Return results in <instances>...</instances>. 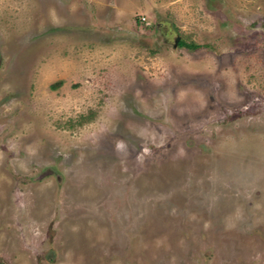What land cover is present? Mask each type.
I'll list each match as a JSON object with an SVG mask.
<instances>
[{"label":"rangeland","instance_id":"obj_1","mask_svg":"<svg viewBox=\"0 0 264 264\" xmlns=\"http://www.w3.org/2000/svg\"><path fill=\"white\" fill-rule=\"evenodd\" d=\"M0 264H264V0H0Z\"/></svg>","mask_w":264,"mask_h":264},{"label":"trees","instance_id":"obj_2","mask_svg":"<svg viewBox=\"0 0 264 264\" xmlns=\"http://www.w3.org/2000/svg\"><path fill=\"white\" fill-rule=\"evenodd\" d=\"M179 45H186V43L184 41H180ZM200 46V45H199Z\"/></svg>","mask_w":264,"mask_h":264},{"label":"built area","instance_id":"obj_3","mask_svg":"<svg viewBox=\"0 0 264 264\" xmlns=\"http://www.w3.org/2000/svg\"><path fill=\"white\" fill-rule=\"evenodd\" d=\"M142 19H143V20H146V18H145V17H142Z\"/></svg>","mask_w":264,"mask_h":264},{"label":"crops","instance_id":"obj_4","mask_svg":"<svg viewBox=\"0 0 264 264\" xmlns=\"http://www.w3.org/2000/svg\"><path fill=\"white\" fill-rule=\"evenodd\" d=\"M158 26H159V25H158ZM156 31H157V32L159 31L158 27H157Z\"/></svg>","mask_w":264,"mask_h":264},{"label":"water","instance_id":"obj_5","mask_svg":"<svg viewBox=\"0 0 264 264\" xmlns=\"http://www.w3.org/2000/svg\"><path fill=\"white\" fill-rule=\"evenodd\" d=\"M178 40H179V39H177V43H178Z\"/></svg>","mask_w":264,"mask_h":264}]
</instances>
